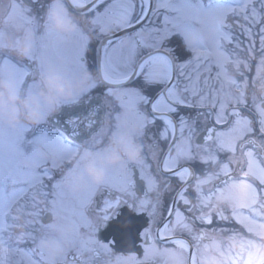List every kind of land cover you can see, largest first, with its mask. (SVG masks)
I'll use <instances>...</instances> for the list:
<instances>
[{
    "label": "snow or ice",
    "instance_id": "obj_1",
    "mask_svg": "<svg viewBox=\"0 0 264 264\" xmlns=\"http://www.w3.org/2000/svg\"><path fill=\"white\" fill-rule=\"evenodd\" d=\"M17 3L18 20L28 24L36 34L34 52L25 66H17L7 57L0 58V71L13 74L17 87L25 86L34 76V64L40 69L45 64L52 65L75 77L86 56L83 32L75 36L80 39L74 37L71 45L64 46L52 34L41 35L40 24L32 15V9L24 6V0H17ZM64 6L78 10L84 18L91 14V25H99L101 31L110 34L136 28L138 24L149 22L150 16H155L159 24L152 29L157 34L155 41L151 33L138 32L137 42L117 37L118 42L106 52L102 75L112 85L124 84L130 79L122 74V70L134 59L138 46L150 48L153 43L162 44L180 33L185 42L188 36L195 38V44L186 46L191 52L190 58L178 65L163 55L140 65L141 73L149 82L167 84L166 97L152 103L151 110L163 121L165 131L161 139L170 140L174 153L166 154L158 166H154L157 155L150 153L144 155L139 166L108 169L101 187L88 185L85 191L70 195L56 177L59 168L71 165L72 158L77 155V149L65 142V136L41 133L30 141L35 147L31 155L26 156L21 145L25 132L31 129L0 130V243L7 246L5 258L10 264H48L45 252L37 246V236L46 228L42 213H35L36 221L21 244L13 246L6 240L13 228V207H35L29 195L32 189H39L48 206L46 211L62 219V224L56 226L57 232L65 226L71 228V236L67 238L69 246L60 258V264H67L70 254L78 264H104L105 253L113 250L116 242L114 239L100 242L97 239L99 228L110 227L117 221L120 217L117 210L122 205L135 209L137 215L150 213L155 219L162 199L153 203L152 194L161 179L168 190H172L173 178L184 187L176 191L166 208V218L162 216L155 239L147 243L150 237L147 227L140 233L146 246L142 258L133 257L137 264H202L208 253L219 250L224 255L222 242L209 236L207 229L198 228L196 223L212 225L217 217L239 226L221 228V232L230 233L232 241L239 237L241 246L249 252L259 248L260 242H264V153H258L254 146L264 138V102L252 101L256 116L253 119L247 111L249 101L243 96L232 95L236 81L228 79L223 69L224 62L230 60L233 53L248 52L264 57V0H229L228 3L222 0H156L154 7L153 0H140L139 4L136 0H72L69 4L66 0ZM192 23L199 27L192 29ZM237 26L239 36L233 30ZM240 36L247 39V45ZM108 43L112 45L113 41ZM123 95L120 105L123 115L115 116V125L130 121L143 130L146 123L138 113L137 105L141 101L147 103V100L134 92ZM176 105L195 107L210 117V124L195 142L186 122L177 126L171 119ZM151 122L155 123V119ZM110 131L107 129V133ZM92 139L96 143V137ZM41 150L51 159H40ZM238 153L241 159H237ZM197 157L201 163L209 165L202 174L204 179L200 178L201 174H194L190 167L181 166V162ZM233 161L236 162L235 171ZM25 163L30 167L25 168ZM213 165L216 171L211 170ZM190 179H196L197 188L201 189L196 193L195 206L186 195ZM209 183L212 187L203 191L202 186ZM181 202L189 206L187 212L195 213L191 219L180 208ZM44 238L58 243L64 239L47 232H44ZM29 242L33 246L24 247ZM227 255L230 264H237L242 258L231 247Z\"/></svg>",
    "mask_w": 264,
    "mask_h": 264
},
{
    "label": "flooded vegetation",
    "instance_id": "obj_2",
    "mask_svg": "<svg viewBox=\"0 0 264 264\" xmlns=\"http://www.w3.org/2000/svg\"><path fill=\"white\" fill-rule=\"evenodd\" d=\"M62 3L65 5L66 0H62ZM24 6L29 9H32V15L37 19L38 23L40 24V34L43 35L44 34L43 14L45 10L47 9V7L49 6V0H24ZM3 7H5L6 9L5 14L10 16L13 13H16V10L18 9L19 4L17 3V0H11L10 6L3 5ZM67 7L70 13H72L73 15L77 17H82L78 10L72 9L70 6H67ZM101 8H103V6H101ZM139 12L140 10L137 8V15H139ZM82 18L84 19V21H88V20H91L93 17L90 14L87 18H84V17ZM13 21L14 20H12L8 25L0 28V39H1V35H3L5 38L7 37L6 38L7 40H12L13 37H14L13 40L16 39L15 36L19 34L17 33L18 26L16 25V22H13ZM19 27L22 28V25ZM24 28L25 30L31 31V28L28 24L24 23ZM83 29H84L83 35L86 37V43L83 40H81V43L87 44V47L85 46L86 56L82 58V62H84L85 71L90 72L93 75L94 84H93V87L89 90V92L86 93L75 105L66 106L64 108H69V110H72L77 105L88 102L91 98H98V99H101L103 117L101 121L102 125L99 131L93 134L90 138V140L93 141L92 138L93 136H95L96 143L88 141V144L84 142L82 145L90 147L93 150H100L104 147L108 139L113 134L117 132L125 131L126 129L123 127V125L126 124L129 130L133 127L137 129L136 132H130V134L133 136L134 140L138 144H140L141 147L143 148V155H142L141 163L143 161L144 155L155 153L157 155V164L154 166H158V162L162 160L166 154L174 153V148L171 145L170 140L166 141L164 139H161V135L165 131V125L163 121L160 119L158 114L153 113L151 110L152 103H155L161 97H166L167 84L166 82H163V81L159 83L149 82L146 79V76L141 73L140 65L145 60H148L152 57L159 56L158 54H156L157 52L166 53L169 56L166 58L174 65H178L179 63L189 59L191 56V52H189L186 47L188 45L187 41L185 42V39L182 38V43L179 44L178 38L174 35L171 39L163 41L162 44L153 43V46L150 48L138 46L136 50V56L122 70V74L129 76L130 79L127 81V83L119 84V85H112V84L107 83L100 76L99 66L97 63V51H96L98 44L100 42L106 41V45L102 48V52H101V68H102L105 62V54L112 46H114L115 43L118 42L116 39L117 37H119L121 40H127L129 42H137L139 40V37L137 35L138 32L152 34V29L149 28L147 30L144 25H141L133 32L123 34V35H119L121 32H116L110 35H103L99 25L93 26V25H88L87 23L83 25ZM33 37H34V44H35L36 43L35 33H33ZM152 37L154 40L153 34H152ZM73 38L71 39L70 42L63 43V45L64 46L71 45L73 42ZM75 38L80 39L79 37H75ZM109 40L113 41L112 45L108 43ZM4 42L6 41H3V43ZM24 61L29 64V60H24ZM85 71H83V68H82L81 73ZM110 92L111 94H109ZM124 92H134L137 96L144 97L147 100V103H145L144 101H141L137 105V111L144 118L145 123H146V127L143 130L137 127L134 123L130 121L122 122L118 126L115 125V116L118 114L123 115V109L120 107V105L124 100V95H123ZM112 96L119 97V100L117 101V100L112 99ZM57 114H54L53 116L46 119L43 123L39 125V128H37V130H34L31 133L34 135L39 134V133L40 134L45 133V132L50 135L60 134L61 131L58 130L57 127L54 126L52 122L50 121L51 118L55 119V116ZM153 119H155V123L151 122ZM171 119L177 124V126H179L181 122H186L188 128L192 131L194 142H195L196 137L200 133H202L205 127L211 122L210 117L202 114L199 109L195 107H181L180 105H176V111L174 113H171ZM109 128L111 129V131L107 133V129ZM237 159H239V153L237 154ZM141 163L137 165L125 164L122 168H124L125 166H139ZM235 165H236V162L233 161L232 168L234 171L236 170ZM181 166H188L193 170L194 174H201L200 175L201 179L205 178L202 174L206 172L209 168V165L201 163L198 157L189 162H181ZM211 170L216 171L217 170L216 166L213 165ZM173 180H174V185H173L172 190H168L166 186V182L163 179H161L157 184L156 190H154L152 194L153 203H157L156 200H159V198L162 199V206L157 209L155 219L152 218L150 213L146 212L144 214L137 215L135 209L129 208L127 205H122L117 210V212L120 214L119 219L115 221L110 227L99 228L98 233H97V239L100 242L106 243L112 239L114 240L117 239V240H120V242H122L120 243L118 241H115L116 242L115 245L112 246L113 250H110L109 252L105 253L104 264H114L115 260L118 258V254L131 255L132 259L133 257L142 258V254H143L142 250H143V247L146 246V241L143 238H140V233L147 227L146 230L150 231V237L147 243H151L152 240L155 239L156 229L159 223L161 222L162 216L163 218H166V215H164L166 208L170 204L172 198L175 197L176 191L182 190V188L184 187L183 185L179 183V181H175V178H173ZM211 187L212 185L210 183L205 184L202 186V190L206 192ZM199 190L201 189L197 188L196 179H190L188 181L186 195L192 201L193 206H195L196 204L195 196H196L197 191ZM139 194L143 195L142 192H140ZM179 206L182 210H185V211L187 207H189V206L184 205L182 202L179 203ZM186 215H188L189 219H191L195 215V213L186 211ZM214 220H217V223H216L217 226H215L214 223L212 225H201L199 221H197L196 222L197 227L198 228L203 227L207 229L209 234H211L209 230L214 229L211 232L214 234L216 233L219 234L221 233V228H220L221 224L219 225V218L218 217L214 218ZM57 224L60 225V221H58ZM139 227H142V228L140 229ZM137 229H140V230H138L137 232ZM51 230H52L51 231L52 233H55L57 236H61L59 232L54 230V228H52ZM67 238H64L61 241L62 245H64V250L60 258L64 255V253L68 249L69 245H68ZM46 256H47L48 264H51V261L47 254ZM60 258L58 259L56 264H60ZM67 264H78V262L74 261L72 255L70 254L67 258ZM133 264H137L136 259H133ZM141 264H143V262H141Z\"/></svg>",
    "mask_w": 264,
    "mask_h": 264
},
{
    "label": "clouds",
    "instance_id": "obj_3",
    "mask_svg": "<svg viewBox=\"0 0 264 264\" xmlns=\"http://www.w3.org/2000/svg\"><path fill=\"white\" fill-rule=\"evenodd\" d=\"M72 3V0H68ZM3 5H11V0H0V28L8 25L12 17L5 14ZM44 33L52 34L57 42L68 43L78 33L83 32V25H91V20L84 21L69 12L62 0H49V6L43 14ZM19 33L17 39L8 40L0 44V51H7L17 59L28 60L34 50L33 33L29 30L17 28ZM103 35H110V32L102 31ZM195 39V38H193ZM237 71L239 68L236 67ZM255 91L260 98H264V65L255 74ZM94 77L90 72H83L78 77H70L59 68L45 64L39 70L36 80V91L29 94H21L16 85L8 79L0 78V129L9 131L16 130L23 126H38L46 119L59 113L64 107L75 105L93 87ZM112 99L119 100V97L112 96ZM93 113L84 118L91 126ZM79 117H73L67 121L69 125L77 122L83 123ZM113 134L100 150H93L87 146H81L77 155L72 158L73 167L62 176L63 187L70 194L83 191L88 185L101 187L106 178V172L112 168H122L125 164L137 165L141 163L143 148L138 144L130 132H136L134 127ZM21 219L18 214L16 217ZM57 223L53 224L57 231ZM23 222L21 221L19 232L23 233ZM67 238L71 235V228L65 226L59 232ZM39 247L48 255L51 264H56L63 254L64 245L52 239L41 240ZM232 251L238 257L237 264H264V242H260L259 248H253L251 252L241 246L239 241L230 243ZM0 247V254L4 253ZM114 264H133L131 255L118 254ZM202 264H224L223 255L219 250L208 253Z\"/></svg>",
    "mask_w": 264,
    "mask_h": 264
},
{
    "label": "rangeland",
    "instance_id": "obj_4",
    "mask_svg": "<svg viewBox=\"0 0 264 264\" xmlns=\"http://www.w3.org/2000/svg\"><path fill=\"white\" fill-rule=\"evenodd\" d=\"M136 2L139 4L140 0H136ZM222 2L228 3L229 0H222ZM155 3H156V0H153V7L155 6ZM170 15H172V14H170ZM10 16L12 17V20H14L13 22H16V25L18 27L22 25V28L25 29L24 23H22L18 20L15 13H13ZM144 26L148 30L149 28L153 29V28L159 27V24H158V21L156 20L155 16L153 15V16H150L149 22L144 23ZM190 27L192 29H197L199 27V25L192 23L190 25ZM233 30L239 36L240 28L237 26V27H234ZM152 34L154 35V40H156L157 34L153 33V32H152ZM18 35L19 34H17V36L14 35L16 39H17ZM178 35H180V37L185 39L183 33H180ZM6 38L3 35H1L0 43L3 44V41H8ZM193 38H194L193 36H188V38H187V44L188 45L189 44H195L196 41ZM239 38L242 40V42L245 45H247V43H248L247 39H245L242 36H240ZM13 39H14V37H13ZM258 44H259V40L257 39V45ZM85 46L87 47V44H85ZM93 51H94V49H93ZM156 54L163 55L165 57H169L164 52H157ZM3 57L9 58L17 66L28 65V63H26L24 60L17 59L16 56H14L13 54H11L7 51H2V52L0 51V58H3ZM0 63H2V61H0ZM82 65H83V67H82L83 71H85L84 62H82ZM262 65H264V57H261L259 55L254 56L248 52L233 53L231 56V59L224 62V69L223 70H224L225 76L230 80L236 81V86L233 89L232 95L235 97L243 96L249 101L247 111H248V114L252 115L253 119H256V116H255V113L253 111L252 101L255 100L258 102H264V98H260L255 91V84H256L255 74L260 71V68ZM236 67L239 68V71L235 70ZM249 68H251V72H249ZM32 70H33L34 76L27 82V84L25 86L17 87L16 82H15V76L13 74L9 73L8 71H0V78L11 80L16 85L17 89L21 92V94H26L27 89L31 90L30 93H34L36 91V80H37V77L39 75V70H40L39 65L38 64L32 65ZM81 70L77 73V75L75 77H78L81 74ZM55 126L58 127L57 125H55ZM35 127L36 126H34V127H30V126L20 127V128L31 129L30 131L25 132L24 142L21 145L26 156H30L34 150V147H35V145L33 143H30V141H33L38 135H40V133L36 134V135L31 133V131ZM20 128H18V129H20ZM0 130H5V129H0ZM16 130H13V131L5 130V131L15 132ZM67 135H68V133H67ZM97 135H99V134H97ZM50 136H56V135H50ZM90 138L91 137L89 136L84 142H86V144H88V141L93 142L92 140H90ZM260 139L261 140H258L257 146L261 149V152L259 150H257L256 148H255V150L258 153H264V138H260ZM65 142L68 143L71 147H74L70 142H67L66 140H65ZM40 159L47 161V160H50L51 157L49 156V154L47 152L41 150ZM239 159H241L240 155H239ZM24 167L28 168L30 166L27 163H25ZM72 167H73V160H72L71 165L62 166L59 168V170L56 174V177L61 182L62 187H63L62 176L64 175V173L66 171H68ZM235 167H236V165H235ZM85 190H86V188L83 191H85ZM83 191H81V192H83ZM81 192H79V193H81ZM79 193H76V194H79ZM76 194H70V195H76ZM29 195H30L31 200L34 202L35 207H28V208L13 207V209H12L11 222L13 224V228H12L11 232L6 235L7 243L10 245L15 246V245L21 244L25 239H27L28 233H29L30 229L33 227L34 222L36 221L35 213L40 212L42 214H45L47 212L46 209L48 208V206L45 204L44 198L40 195L39 189H32L31 192L29 193ZM18 214L21 217L20 220H18L16 218ZM61 220L62 219L59 216L53 215L52 220L46 224V228L37 236V246L38 247H39V242L41 240H47L44 238V232L52 233L51 229L53 228V224L58 223V221H60V224H61L62 223ZM21 221L23 222V225H24L22 234H20V232H19ZM216 223H217V220H214L215 226H217ZM219 225H220V228L227 227V228L231 229V228H238L239 227L231 221L225 222V221L219 220ZM139 228L141 229L142 227H139ZM140 229H137V232ZM213 230L214 229H210L209 231L211 234L208 233V235L217 239V240H220L222 242L223 252L225 253L223 255L224 264H230V261L228 259V255H227L228 250L230 248V243L232 242V240L229 238L230 233L221 232L219 234L218 233L214 234L211 232ZM115 241L120 242V240H117V239H115ZM236 241H239V237H237ZM60 243L62 244V242H60ZM120 243H122V242H120ZM32 246L33 245L31 242H29L27 245H24V247H26V248H31ZM0 247H2L5 250L3 254H0V264H10V260L5 258V257H7V246L3 243H0Z\"/></svg>",
    "mask_w": 264,
    "mask_h": 264
},
{
    "label": "water",
    "instance_id": "obj_5",
    "mask_svg": "<svg viewBox=\"0 0 264 264\" xmlns=\"http://www.w3.org/2000/svg\"><path fill=\"white\" fill-rule=\"evenodd\" d=\"M133 29H135V28H129L126 31H124V33H128L130 31H132ZM102 45H103V43L98 47V54H100V52H101ZM89 113H93L92 122H91L90 127H86V124L88 123V121L84 120V118L86 116H88ZM102 115H103V112L100 108V100L92 99V100H90L89 103L83 104V105H78L72 110L64 109L62 111V116L53 120V123H55L61 129H63L66 133H68V135L73 140H75L78 143H82L91 134H93L94 132H96L98 130V128L101 125L100 121H101ZM73 117H79V118H81V120H84V122L83 123L77 122L76 124L69 125L67 123V121ZM76 133H78V134H76ZM254 147L261 152V149L257 145ZM43 219H44L45 223L48 222L50 220V215L46 214L43 217Z\"/></svg>",
    "mask_w": 264,
    "mask_h": 264
},
{
    "label": "trees",
    "instance_id": "obj_6",
    "mask_svg": "<svg viewBox=\"0 0 264 264\" xmlns=\"http://www.w3.org/2000/svg\"><path fill=\"white\" fill-rule=\"evenodd\" d=\"M175 36L178 38V41H179L178 43L181 44L182 43V37H180V35H178V34Z\"/></svg>",
    "mask_w": 264,
    "mask_h": 264
}]
</instances>
